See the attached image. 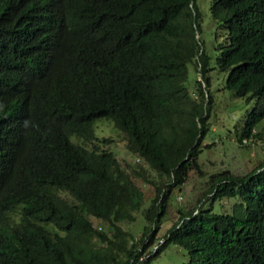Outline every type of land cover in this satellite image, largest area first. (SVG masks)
<instances>
[{
	"label": "trees",
	"instance_id": "16d2710c",
	"mask_svg": "<svg viewBox=\"0 0 264 264\" xmlns=\"http://www.w3.org/2000/svg\"><path fill=\"white\" fill-rule=\"evenodd\" d=\"M208 9L213 38L224 33L212 55L195 0H0V264H148L169 243L185 250L180 264H264V159L209 173L195 204L146 250L172 188L200 172L210 69L255 99L234 127L237 143L264 142V0ZM14 71L34 92L28 104L8 97ZM100 117L165 180L103 146L111 137L96 133ZM135 175L154 186L138 236L120 225L141 206ZM222 198L229 210H213Z\"/></svg>",
	"mask_w": 264,
	"mask_h": 264
},
{
	"label": "rangeland",
	"instance_id": "374dc122",
	"mask_svg": "<svg viewBox=\"0 0 264 264\" xmlns=\"http://www.w3.org/2000/svg\"><path fill=\"white\" fill-rule=\"evenodd\" d=\"M195 1L200 12V35L203 46L212 55L215 51L216 42L223 40V29L218 32L216 38H213L215 24L209 14L210 0ZM187 68L186 85L192 91L197 73L192 63H188ZM208 75L210 77L209 89L212 100L208 117L209 128L202 139V147L196 158L200 172L196 168H190L187 171L185 180L172 188L167 198L166 209L156 230L155 240L146 250L155 249L160 243L165 230L177 219L180 212L186 211L195 204L207 186L209 173L222 168H228L234 173H244L264 159V142L239 144L236 141L234 132V127L241 125L246 112L255 105V99L246 101L244 97L237 96L224 87L226 71L212 68L208 71ZM94 128L100 137H111V141L103 143V146L113 150L119 161L126 162L136 169L141 166L145 171V175L155 183H161L165 180L164 177L159 176L142 162L141 158L131 154L126 149L124 140L110 120L102 117L97 118ZM133 178L141 189V206L134 212L133 220L121 221L120 225L124 230L138 236L143 225L146 224L142 208L147 206L153 196L154 186L149 180L141 179L140 176L135 175ZM220 202L221 207H213V210H229L231 206L230 199L222 198ZM89 219L93 225L105 228L96 217L89 215ZM152 250L151 252H153ZM185 258L186 253L182 247L169 243L148 264H180Z\"/></svg>",
	"mask_w": 264,
	"mask_h": 264
},
{
	"label": "clouds",
	"instance_id": "9594fccd",
	"mask_svg": "<svg viewBox=\"0 0 264 264\" xmlns=\"http://www.w3.org/2000/svg\"><path fill=\"white\" fill-rule=\"evenodd\" d=\"M20 76L16 71H14V85L8 93V97L22 98L26 104L29 102L31 95H34V92L29 91L27 88H22L19 85ZM0 187V195L2 194V188Z\"/></svg>",
	"mask_w": 264,
	"mask_h": 264
}]
</instances>
